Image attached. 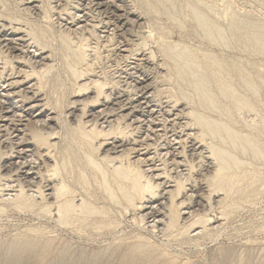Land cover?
<instances>
[{
    "label": "rangeland",
    "instance_id": "rangeland-1",
    "mask_svg": "<svg viewBox=\"0 0 264 264\" xmlns=\"http://www.w3.org/2000/svg\"><path fill=\"white\" fill-rule=\"evenodd\" d=\"M29 1H31V2H29ZM64 1L65 0H63V2ZM92 1L93 0H85V1L84 0H71V1L67 0L66 2H68V3H66V2L63 3L62 0L61 1L60 0H58V1L57 0H50V1L49 0H25L24 2H22V0H0V3H1L0 4V6H1L0 7V24L2 22V24L0 26L5 24V26L9 27L10 29L17 28L20 26L19 28L23 32H25L26 34L30 33L31 30L33 29L31 33H33L37 38L39 37L40 39H43L41 41L46 44V48L43 49V51L45 53L44 55L45 56L48 55L46 57L49 58L48 61L41 62V65H42L41 66L40 64H36L37 62L40 61L39 59L36 60V59L30 58L31 56H33V54L37 50V48L34 49L35 46H38V45H36V43H35V46L33 44L29 48H22L21 46H17L16 50L12 51L11 49L9 50V47L4 48L5 44L4 45L1 44V41H0V45H2V46H0V51L3 52V53L0 52V53H2V54H0L1 55L0 63L1 62L3 63V64L2 63L0 64V67H1L0 70L2 69L0 72V75H2L0 77L1 78V81H0V93H1L0 94V96H1L0 100L1 101H0V103L2 104V105L0 104V106H2V108L0 107V109H1L0 110V157L6 158L7 156H10L12 151H14V149L12 150L11 148L15 147V145H16L15 143L22 142V140L23 141L26 140L25 143L28 141L29 142L33 141V143L36 144L37 147L34 145L35 147H33L32 155L29 154V156H27L25 158V161H28L29 163H31V162L33 163L34 161H37L38 163H36V162L35 163L40 164L41 160L39 161L37 159H40V158L42 159V157H40V155L44 151V149H42L39 146L40 145L39 143H38L39 144L38 145L34 141L39 136L41 137L42 135L45 138H47L46 136L50 137V135L52 133L54 134V132L56 131L55 133L58 134L59 136H57L56 134L54 136L58 137V140H57V143H58L57 146L58 147L56 146L57 148L53 147L50 149L51 154L53 153L52 161H50V164L47 163V164L43 165L45 167L41 168L40 171L38 172V174H40V172L42 174V175L41 174L38 175L39 179L42 180L39 183L43 184L44 186L46 184H49V183H50V185L55 186V185H58V183L62 182V180L59 178L63 177L62 178L63 181L67 182L68 180H70L68 182H70L72 189L73 188H74V190L76 189L75 190L76 191L75 198L77 199V201L86 197V193H85L86 191L83 190V187L81 188L82 185L79 186L75 182V180H73V179H76L78 177V175H80L81 172H84L87 175H90L89 171H87L88 170L87 166H85L86 164H84L85 162H83V160L84 161L86 160L85 155L87 154L84 152L85 151L88 152V150L84 149L83 146H81V144L77 140L78 138L76 136H73L71 134L72 132L68 131L67 127L69 125L71 127H74V125H76V123L74 121L77 119L75 116L79 115V112H76L75 113L76 115L74 114L73 117H70V115H69L70 108L72 106H74L72 103L77 102V100H81V101H78V103L81 102L80 104H83V105H84V103H90V100L94 98V94H92L93 92L90 91V92H88V94H90V95H87V93H85V96H84V93L79 94L78 91L76 90L77 86L83 84L84 81L82 82V81L76 79L78 72L76 74L75 70L77 69V70L81 71V69H83L85 67V66H83L84 64H82V62H81L82 65H80V63L77 61L78 56H76V55L79 54V51H81V49L83 50V49L87 48V47H85V45L88 47L90 46V48L85 49V50H88L89 58H87V59H88V61H90V62H86V63L90 66L92 65L93 67H95L94 69L92 68V70L94 72L93 75H96V76H94V77L92 76V79H94L95 81H97L98 79H99V81H103L105 79L104 81L109 80L108 82L111 81L113 83H114V81L117 80L115 82V84L116 83L118 84V82L120 81L122 85L126 83V81L130 78V76L131 77L136 76V74H138L137 72L144 68L141 65L143 64L142 60L145 59L146 56L147 57L152 56V59L156 62V64L158 63L157 66L159 65V67H156V66L154 68L152 67V69H150L146 72L147 73L146 75L149 76V79L151 78L150 81L153 80L151 82V84L153 83L155 86L154 87L152 85V88L154 87L153 88L154 90H152V93H153L152 98L153 97L154 98L151 99V101H152V106L154 105L153 106L154 107L153 109L155 110L154 116H156V117H154L152 115H151L152 116L151 117L150 115H147V114H146V116L142 115V114H136L133 117L131 116V117L125 118V119L123 118L124 124H123L122 120H120L121 118L117 117L115 119V121L116 120L117 121L112 122V124L101 125L100 122L97 123V125H99V126L101 125V127L97 126V128L99 127L100 128V129L98 128L99 130H101V128H103L102 130L104 131V133H108L109 131H112V130H120L122 127H125L127 129L130 125L131 128L129 127L127 129L128 131L132 130V132H135V131L140 130V129H141V131H144V132H140L143 136L141 134L139 135V141L137 142L139 144L129 146L126 149V152L128 154L129 150H133V148L136 149V147H137L136 151H131L132 154L130 157H132V158L126 159V153H125V157L123 155H122L123 157H120L121 154L116 155V156H118L122 159H126V160L130 159L129 163L130 164L132 163V165H136V166L139 165V167L142 168L141 171L142 172L144 171V176H146L145 178L147 180L152 181L153 184L154 183L158 184L159 181L157 182L156 178H159L158 177L159 175H161V176L163 175L162 178H166V179H162V180H165V182H168L166 184V186L167 185L168 186L165 189V192H167V197H171L174 195L173 197H175L174 202L176 203V205H180L181 203H185V201H188L187 205H185V206L183 205L181 207V209L179 210L180 216L178 218L175 214L176 213L175 210H173V213L175 214L174 220H175L176 225H174L175 227L172 226L171 228L169 227L170 226L169 225L168 227L170 228V230H167L169 228L164 227V226L153 227L155 222L157 220L159 221V219H156L155 222H153V220H148V221L145 220L144 222L141 221V220H144V219H142V217H143V214H145V213L141 214L140 210H138V211H140V212H138L137 209L139 207H137L136 209H134V213L129 212V214H128V212H127V214H125V212H124L123 214L117 216V218H119V220L121 222L123 221L121 224V227L116 230L117 234L115 233L114 235H108V236H106L105 234L99 235L98 233L93 232L92 230H90V228L87 227V230L86 229L85 230H76L74 234L61 232V233H64L63 237L66 238V239L65 238L64 239L69 240L74 245H80V246H84L86 248L90 247L91 250H93V249L94 250H101L105 246H107V244H109V243L111 244L113 242H116V240H119V238H121L119 241L124 242L126 240L127 242H129V241L133 240V237L134 238L135 237L136 238L142 237L147 242H150V244H153L157 247H160L161 249L163 248L166 253L168 252L167 253L168 255L171 254L172 256H175L174 258H176V256H177L176 260H178V262L180 264H182V263H188V264H191V263L192 264H194V263L195 264H229L230 263V264H232L233 262L237 263L241 258H244V257H249L251 264H261V263L264 264L263 263L264 262V39H263L264 38V0H224V1L223 0H158L159 2L157 0H149V1L148 0H114L117 4L116 7L119 6L118 8L122 11L121 15H123L122 13H124V18H123L124 20H122V23H120L121 25L117 24L114 20L110 19V18L113 19L112 11L108 10L107 12L104 11V13H103V11H97L96 12L94 9L96 8V4L98 1L94 0L93 1V2H95L94 4H92L93 3ZM20 2H22V3H20ZM28 2L32 3V4H29ZM88 2L89 3L91 2L92 5L89 4ZM55 3H57V4H55ZM62 4L63 5L65 4L67 8L65 6H62ZM27 5L29 8L27 7ZM58 5H60V6H58ZM72 5H73V7H72ZM237 5H238V7H237ZM33 6L36 7V9H38V11H40L42 9L41 13L40 12L36 13L37 10H32ZM37 6H38V8H37ZM61 6H62L63 10H65L64 12L62 11L63 14H61V10H62ZM82 6L87 7V8H83ZM68 7L69 8L72 7V8L69 9ZM88 7L91 8L90 9L91 11L88 10ZM25 8H27V9H25ZM60 8H61V10H60ZM43 9H44V11H43ZM77 9H79V10H77ZM164 9H165V11H164ZM28 10L29 11L31 10V12H29ZM153 10H154V12H153ZM87 11L90 15L85 14V13H87ZM70 12H71V14H68ZM135 12H136V16L138 14V17L141 16L143 18L142 19L140 17L141 23L136 22L134 17H132V15L135 14ZM168 12H169V14H168ZM188 12H190V13H188ZM43 13H47V14H43ZM97 13H98V15H97ZM58 14L60 16H58ZM109 14H110V16H109ZM81 15L85 16V18H82ZM42 16H44V17H42ZM167 16H168V18H167ZM59 17H62V18H59ZM75 17H78V18H75ZM80 17L83 21L82 23L78 22V20L79 21L81 20ZM69 18H71L72 20L74 18L75 21L73 20L74 21L73 22ZM175 19L177 20V22L175 21ZM198 19H199V21H198ZM99 20L101 22H99ZM201 20H203V21H201ZM237 20H238V23H237ZM105 21H107L106 22L107 24H105V26H104L103 24L105 23ZM8 23L11 26H7ZM70 24L71 25L73 24V25L69 26ZM96 24H98V25H96ZM133 24L136 26H134ZM234 24H236L237 26ZM246 24H248V25L245 26ZM16 25H17V27H16ZM107 25H109V26H107ZM64 26H66V27H64ZM120 26H122V28ZM177 26L180 28L178 29ZM91 27H92V29L94 27L93 31L95 32V34L93 33L94 35L92 37H97L99 42H96L97 39L89 37L92 35V32H93ZM69 29H71V30H69ZM79 29H80V31H79ZM106 29H108V30H106ZM114 29L115 30L118 29V31L116 30L114 32ZM163 29H164V31H163ZM181 29H182V31H181ZM104 30H106V31H104ZM89 31H90V33H89ZM234 31H236V32H234ZM123 32H125L126 34L124 33L125 34L124 35ZM118 33H119V35H118ZM236 33H238V34H236ZM9 34H12V33H9ZM63 34L67 35L68 37L65 36L66 37L65 38L63 36ZM68 34H70V35H68ZM113 34H115V35H113ZM81 35H84V36L81 37ZM62 36L64 37L65 41H63V38H61ZM105 36L107 39L105 38ZM111 36L114 37L113 38L114 40L111 38ZM239 36H241V37H239ZM256 36H257V39H256ZM79 37H80V39H79ZM120 37H122V40ZM237 37H239V38H237ZM244 37H246V38L244 39ZM248 37H250V39ZM5 38H7V39L8 38L9 39L15 38L16 39V37H10V36L5 37ZM5 38H3V39H5ZM82 38H84V39L82 40ZM109 38H111V39H109ZM251 39L254 40V42ZM0 40H1V38H0ZM68 40H69V42H68ZM110 40H112L113 42H111ZM83 41L85 42V43H83L84 47L81 46ZM104 41L106 42V44ZM114 41H116V42L114 43ZM78 43H81V44L79 45ZM88 43L90 45H88ZM97 43L98 44L100 43V44L97 45ZM110 43H111V45L109 46ZM177 43L179 45H177ZM107 44H108V46H107ZM163 44L164 45L168 44L170 46L175 45L174 47L176 50L181 49L180 51L183 52V54H185L183 59H185V58L186 59L184 61H186L187 64H189V62L193 61V59H194V62L191 63L193 65L191 66V64H190L188 66L187 64H185L189 68V69L188 68L185 69L186 66L182 62L183 61V59H182L181 61H179V65L181 64L186 71L184 69L181 71V68H183V67L180 68L179 65H177L178 62L176 60H175L176 61L175 62L173 59H171L170 56H168V54L166 55V51H164V52L162 51L163 48L166 50V45L164 47ZM101 45L103 47L104 46H107V47L103 48ZM176 46H177V48H176ZM1 47H2V49H1ZM68 47H69V49H68ZM94 47L98 48V49H96V51H95V50H93V49H95ZM114 47H116V48H114ZM184 47H185V49H184ZM20 48H21V50H20ZM38 48L42 49V47H39V46H38ZM112 48H114V49H112ZM89 49H91V51L92 50L93 51L89 52ZM109 49L111 52L108 51ZM111 49L114 50V52ZM182 49H184L186 52L184 53V51ZM6 51H7L8 57L6 56ZM77 51H78V53H77ZM150 51H151V53H150ZM161 51H162V53H161ZM180 51H178V52L180 53ZM67 52L69 53V55L66 54ZM72 52H74L73 53L74 55L72 54ZM93 52H94V54L90 55V53H93ZM99 52H101V53H99ZM188 52H189V54H188ZM24 53H27V54H25L27 56H25ZM97 53L100 54V56L98 58H96ZM142 53H145V54H142ZM148 53H150L151 56H150V54L148 56ZM190 54H192V55H190ZM15 55H17L20 58L17 59V56H15ZM101 55H102L103 59L100 58ZM10 56L13 59L16 58V61H13V59H11ZM28 56H29V58H28ZM2 57H3V59L5 58L6 60L11 61L12 65L15 66L17 69L13 66H10V68H9L8 65H7V67H5V65H6L5 61L6 60L4 59L5 61H2L3 60ZM119 57L121 60L119 59ZM196 57H197V59H196ZM91 58H92V60H91ZM206 58L207 59L209 58L211 60L210 62L214 64L213 66L211 64L212 70H210V71H213V69H214L213 73L208 71V73L210 75L207 73V71H205L206 65L207 64L209 65V63H208L209 59L207 60ZM20 59H22L21 60L22 62L26 59L30 63L28 62L29 63L28 64L27 61L25 60L26 66H25L24 62H23V66H22V63L18 62V61H20ZM95 59H96V61H95ZM97 59H100V60H97ZM137 59H139V62H137L138 61ZM167 59L172 60V62L168 61ZM34 60L36 61V63ZM93 61H95V62H93ZM195 61H196V63H195ZM221 61H222V63H221ZM75 62H78V63H75ZM92 62H93V64L94 63H97V64L93 65ZM45 63L48 65H46ZM52 63H54V64H52ZM89 63H91V64H89ZM194 63H195V65H194ZM31 64H32V71L33 72L38 73V69L39 68H40V70L42 69L41 71L39 70L41 72V75L38 73L39 74L38 77L33 76L34 79L31 77L32 81L30 78L29 79L26 78L27 74L32 73L31 68H30ZM27 65H30V66H27ZM198 65H200V66H198ZM215 65H217V66H215ZM220 65H221V67H220ZM132 66H134L135 69H133L134 67L132 68ZM174 66L178 67V69H180L181 72L179 70L177 71L176 67H174ZM28 67L30 69H28ZM70 67H71L72 71L70 70ZM4 68H6L7 70L5 69L6 70L5 71ZM11 68H14L15 72H12L13 70H11ZM156 68H157V70H156ZM204 68H205V70H204ZM22 69H23V71H21ZM126 69H128V70L126 71ZM217 69H218V71H217ZM10 70L12 73L10 72ZM99 70H100V72H99ZM16 71H18V72L16 73ZM25 71H26V73L27 72L28 73L26 74ZM45 71H47V72H45ZM173 71H175V72H173ZM188 71H190V72H188ZM19 72L20 73L23 72V74L25 73L26 75L25 74L23 75L22 73H21L22 74L21 75V74H19ZM73 72L75 73L76 76H74ZM194 72H195V74H194ZM46 73H47V75H46ZM191 73L194 74L195 78L199 77L200 75L201 76L199 78H203V77L205 78V76H207L205 78V80H203L205 83L201 82L202 80L200 79L201 83L198 82L200 84V85H198V83L196 82V80H198V78L193 79L194 83H192V81L190 79H192L194 76L193 75L191 76ZM221 73H223V74H221ZM15 74L17 76H15ZM177 74H180V75L176 76ZM206 74H208V75H206ZM219 74L221 75V77ZM91 75H92V73H91ZM101 75H102V77H99V78L97 77V76H101ZM202 75H204V76H202ZM22 76H24V77H22ZM39 76H40V78H39ZM44 76L46 78L45 81H44V79H45ZM72 76H74V77H72ZM214 76H215V79H214ZM246 76H247L248 80L246 79ZM2 77H3V79H2ZM8 77H9V79H8ZM13 77H15L16 79ZM190 77H192V78H190ZM23 78L24 79L26 78V80H28L30 82V84L27 81V84H23V86L22 85H18V86L16 85L14 87V86L9 85L15 80L16 81L24 80ZM37 78H38V80H37ZM73 78H75L76 80ZM39 79H41V81ZM206 79H207V81H206ZM221 79L223 80V82L221 81ZM208 80H209V82H208ZM10 81H12V82L10 83ZM190 81H191V83H189ZM39 82L41 85L38 84ZM214 83H216V84H214ZM217 83L220 85H217ZM221 83H223V84L221 85ZM36 84H38V86ZM33 85L36 86L35 88H37V89L39 87L42 99L45 100V102H44L45 107L48 108V110H47L48 113H45L44 116H42L43 118L42 117L39 119L37 118L36 120H35V118H31V116L30 117L28 116L29 114L27 112L26 107L21 106L23 104V102H25V100L29 99L30 95H32V93H31L32 91L28 90V86L30 87ZM207 85L209 86V89L207 88ZM8 86H10L12 88L10 89V87H8ZM200 86H201L202 90H206L205 92H203V91L202 92L204 94H206L208 97L207 96L204 97V94H202V92H199V91H201V89H199V91L197 90V88L198 87L200 88ZM203 87H204V89H203ZM218 87L220 89L223 88V90L225 88L224 93L228 96H226V95H225L226 97L223 96L224 95V93L222 92L223 90H219ZM20 89H21V91H20ZM4 90H5V92H4ZM6 90H8V91H6ZM16 91H18V92H16ZM19 91L22 94V96L19 93ZM26 91L28 92V94ZM6 92L8 93L7 95H5ZM15 92H16V94H15ZM206 92H208L209 94ZM220 92H221V94L222 93L223 94L221 95ZM25 93H26V96H25ZM23 94H24V97H26L24 99H23ZM157 94H158V96H157ZM2 95H4V96H2ZM210 95H212L213 97ZM5 96H7V97H5ZM90 96H93V97H90ZM171 96H173V97H171ZM9 97H11V98H9ZM19 97L22 99L20 100ZM86 97L90 98V99L88 100ZM171 98H173V99H171ZM175 98L177 101L180 100L181 103H179L178 106L182 107L181 109H184L185 112L191 113V109L193 110L195 108L192 112L197 113V115L200 114L201 116H203L204 122H202L200 120L201 123H199V125H198V122L194 123V120L192 121L193 118L191 116H189L191 118V120L189 119V117L187 118V116L189 115L188 113H186L185 116L184 117L182 116L181 118H175L173 115H171L169 113L168 109H166L165 107H167L166 106L167 103H168V105H170L172 107L175 103L174 101H176V100H174ZM202 98H203V101H204V99H206L208 102L209 101L210 102L208 103L206 101L204 103L202 101ZM222 98L224 100L225 99L226 100L224 101ZM235 98H236V101H234ZM169 99L172 100V103H171V100L169 101L170 103L167 102ZM197 100H198V102H197ZM213 100H214V102H213ZM158 101H159V103H158ZM200 101H201V104H200ZM230 101H232L233 103L229 104ZM20 102H21V104H20ZM165 102H167V103H165ZM202 102L205 104L204 106H203ZM224 102L226 105L227 104L228 105L227 106L225 105L223 107ZM237 102H238V104H237ZM243 102H244V104H243ZM156 103H157V105H156ZM206 103L208 104V106H209V104L211 105V103H213L212 105L214 106V109L209 108V107H213V106L211 105L208 107ZM71 104H72V106H71ZM232 104H234V105H232ZM239 104H240V106H239ZM241 104H242V106H241ZM218 105H220V106H218ZM244 105L250 106V109H249V107H245ZM234 106L236 107V109L234 108ZM79 107H82V106L80 105ZM226 107H227L229 112L227 111ZM15 108H17L19 110L15 109ZM20 108H21V110H20ZM66 108L69 110H66ZM224 108L226 109V112H225ZM243 108H245V109H243ZM8 109L10 110L11 113L9 112ZM25 109H26V111H25ZM163 110H164V112H163ZM211 110H213L215 112H213V111L211 112ZM161 113H163V114H161ZM168 114H170L173 117H171ZM210 114H212V115H210ZM8 115H9V117H8ZM158 115H159V117H157ZM167 115H168V117H167ZM226 115H227V117H226ZM15 117H16V119H15ZM20 117H23L22 120ZM205 117L209 120H207ZM11 118L12 119L14 118L15 121H13ZM74 118H76V119H74ZM151 118H153V119H151ZM157 118H158V120H157ZM184 118H187L188 120L184 119ZM204 118L206 119V121H209V122H212V121L217 122L216 124H218V126L214 127V126H216V124L213 122H212V124H214V125H212L211 123H208V122H206V123H208L209 125L208 124L205 125L204 124L205 123ZM3 119H4V121L2 122ZM25 119H27V120H25ZM49 119H51V120H49ZM89 119H91L92 123L95 120L93 117H91ZM143 119H144V121H143ZM55 120H57V121H55ZM183 120L185 123L183 122ZM9 121H10V125H8ZM18 121H23V122L21 123ZM149 121L151 122L150 123L151 125L149 123H147ZM189 121H190L191 125H192V123H194L193 124L194 127H193V125L191 126L189 124ZM35 122H36V124H35ZM46 122H47V124H46ZM129 122H130V124H129ZM133 122H135V123L132 124ZM162 122H164V123H162ZM13 123L20 126V127H18L19 128L18 132H13L10 129L11 125ZM43 123H44V125L45 124L46 125H45L44 129H41V127L43 126ZM139 123H141V124H139ZM160 123H162V124H160ZM166 123H168V124H166ZM174 123L176 125H174ZM115 124L117 126H115ZM125 124H126V126H125ZM142 124H144V125L142 126ZM5 125L10 127V128L6 127ZM57 125H58V127H57ZM162 125H165L166 127L162 126ZM179 125H180V127H179ZM138 126L140 127V129ZM181 126H183V127H181ZM186 126L188 128H186ZM209 126H211V127H209ZM38 127H39V129H38ZM65 127L67 128V130ZM147 127L149 128L150 131L149 130L147 131V129H148ZM155 127L157 130L155 129ZM159 127H161V129ZM169 127H170V129H168ZM219 127H220V129H217ZM46 128H48L47 131L45 130ZM215 128H216L215 131H217V134H215L216 132L214 130H212ZM31 129H33V130H31ZM37 129H38V131H37ZM123 129L124 128H122L121 130H123ZM164 129H166V130H164ZM167 129H168V131H167ZM189 129H190V131H189ZM6 130H8V132ZM50 130H51V132H50ZM209 130H212V132ZM5 131L7 132V134L9 133L8 137H7V134L5 133ZM32 131L34 134L32 133ZM36 131H37V135H38L37 138H35V136L34 137L32 136V134L35 135ZM176 131H177V133H175ZM202 131H204V133ZM69 132H70V134H69ZM219 132H221V133H219ZM38 133H40L42 135H40ZM46 133H48V134L51 133V134L48 135ZM181 133H182V135H181ZM148 134H150V135H148ZM169 134L170 135L173 134V135L170 136ZM11 135H12V137H11ZM162 135L165 138L168 137V135H169L168 138L171 141L168 138L165 139ZM176 135H178V136L180 135L179 138ZM43 136L41 138H44ZM54 136H51V137L53 138ZM111 136H113V135H110L109 137H111ZM185 136H186V139H185ZM195 136H196V138H195ZM30 137L31 138L33 137V139H35V140H32ZM105 138L106 137L102 138V140L103 139L106 140ZM192 138H194V140L200 139L199 141L202 142V145L204 144L203 149H202V152H203L202 154L204 157L201 154L200 157L196 156V158H195V156H191L187 152V146L186 145H188V140L191 141ZM248 138L251 139V141H253V143H254L253 147H251L250 144H248V141H247ZM156 139H157V141H156ZM167 139H168V141H167ZM159 140H161V141H159ZM172 140H173V142H172ZM5 141H7V142H5ZM140 141H143V143ZM77 142L79 143V145H76ZM108 142H111V140H108ZM158 142H160V143H158ZM183 142H185V143L187 142V143L184 144ZM53 143H56V140ZM140 143H141V145H140ZM167 143L169 145L170 144L171 145L169 146ZM182 143H183L182 146L183 147L185 146L186 149L181 147ZM166 144H167V146H166ZM147 145H148V147H147ZM153 145H155V146H153ZM162 145L165 147H163ZM142 146L144 148H142ZM149 147L151 148V150L149 149ZM79 148H81L84 151L82 152V150ZM147 148H148V150H144ZM171 148L173 150H171ZM181 148H183V150ZM38 149H40V151ZM175 149H177V150H175ZM184 149H185V153L187 156L186 155L184 156V154H181L184 152ZM139 150H142V151H139ZM63 151L66 152V154L69 153V155H71L72 158L76 159V161H73L74 164L72 163L70 165H66V171L65 170H63L61 172L59 171L60 174L55 175V172H52L53 170L51 171L50 168H52L51 166L54 164V162H58L60 164V163H62L61 160L63 159V157L64 156L67 157L68 154L65 155V153ZM148 151H150V152L148 153ZM168 151H170V152H168ZM219 152H220V154H219L220 157L218 155ZM2 153H4V154L2 155ZM59 153H64V155L61 154L60 155L61 157H60V156H58ZM176 153H178V154H176ZM34 154H35V156H34ZM134 155H136V156H134ZM75 156H76V158H75ZM79 156H80V158H79ZM66 157H64V159ZM208 157H209V159H207ZM59 158H62V159H59ZM77 158H78V160H77ZM158 160L161 162H159ZM221 161H223L222 164H221ZM81 163H83V165ZM140 163H141V165H140ZM72 165H74V167ZM46 167H48V169ZM78 167H80V168H78ZM222 168L224 171L222 170ZM78 169L80 170V173H79V171H77ZM217 169H219V170H217ZM47 170L48 171L50 170V171L48 172ZM154 170H157V171H154ZM218 171H219V174H218ZM225 171H226V173H225ZM189 172L191 175L189 174ZM222 172H224L225 174ZM53 173H54V176L52 175ZM0 174H1L0 176L2 177V176H4L3 174H5V173L0 171ZM214 174H216V175L213 177ZM64 175L67 176L68 178L65 177ZM218 175H220V176H218ZM224 175H226L225 177L227 178V180H225L226 178L223 179ZM43 176H47V177H43ZM54 177H55V179H54ZM215 177H217V178H215ZM171 178H173V179H171ZM49 179L50 180L52 179V180L50 181ZM56 179H59V180H56ZM167 179L169 181H167ZM185 179H186V181H185ZM2 180H0V183H1L0 184L1 185L0 186V197L1 196L3 198L7 197L8 199H6V198L3 199L4 201H6V204L3 205V203H5V202L2 200V197L0 198V207H2V209H3V211L0 212L2 215V216L0 215V243H2V244H7V242L11 243V240L14 241L15 239L19 238V235L21 237V234H23L24 231H25V233L23 235L25 236L27 230L30 229L29 227H32V226H34V228L39 227L41 229L47 228L46 230H49V232L51 229V232L55 231L53 233V235H58L59 230L57 229L58 226H57V222L55 220L56 219L55 207L54 208L52 207V209H50L48 207V206H50L49 202L45 201L43 203V201L36 198L35 199L36 200L35 205H37L36 208H34L32 210L25 211V212H19L13 206H10L9 202H7L8 200H10V197L12 198V194H14L12 191L10 193V191H9L10 188L12 190L13 187L17 186L16 185L17 183L13 182V181H10V183H9L10 179L9 180L8 179L7 180L2 179ZM60 180H61V182H60ZM208 180H209V182H208ZM181 181H182V184H181ZM216 181H218V182L216 183ZM222 181L224 183L226 182L225 186H223V185L221 186V184H224ZM210 182H211V184H210ZM213 182H214V186H213ZM160 183H161V181H160ZM227 183H228V185H227ZM5 184H7L6 189L8 191H2L1 190V189H4ZM8 184L13 185V186L10 187V185H8ZM2 185H3V187H2ZM38 185H40V184H38ZM43 185H41V187L40 186H38V187L40 189H42L41 191L43 193H45L44 188H42ZM59 185H58V187L56 186L57 188L54 191L55 193L57 191L60 192L59 190H57V189H60ZM90 186H91L93 192L99 193L100 195H103V192L98 191L97 187H94V186H97V184L95 185V184L91 183ZM222 187L223 188L229 187L230 189L228 188L229 190L228 189L225 190V188H224V191H225L224 192V191H222L223 190ZM52 189H53V187H52ZM34 190L35 189H33V191ZM172 191H173V194L170 196V194H171L170 192H172ZM209 191H211V192L209 193ZM93 192H91V193H93ZM159 192H161V191H159ZM91 193H88L87 195H89ZM3 194L4 195L6 194V196L4 197ZM46 194H48V193L46 192ZM161 194H163V192ZM208 194H210V195H208ZM28 195L32 196V195H37V194L35 192L33 193L32 191H30L27 193V196ZM197 195H199L205 199V200L202 199V201L200 200V205H195V203H194V201H196ZM37 196H39V195H37ZM178 196H180V197H178ZM176 197L178 198L177 200H176ZM92 199H93V202H96V203L98 202L97 204H95V206H98V207H101V205L106 206V203L102 199L101 200L100 199L94 200V198H92ZM48 203H49V205H47ZM177 203H179V204H177ZM190 203H192V206H190ZM157 204H155V206ZM157 206H159V205H157ZM198 206H200V207H198ZM168 207L169 206H167V205L164 206V208H166V209L165 210L163 209V216L160 219L165 220L170 215L171 209H169ZM50 210H51V212L48 214L47 212H49ZM51 213H53V214H51ZM166 213H168V214H166ZM132 215L134 217H132ZM139 215H141V216H139ZM165 215H166V218H165ZM223 216H225V217H223ZM121 218H122V220H121ZM131 218L134 220L132 221ZM200 219H201V222H200ZM204 221H205L206 225L203 224ZM196 222H200L201 224L197 223L196 225H194V229L191 228L192 227L191 225H193V223H196ZM202 224H203V226H202ZM48 228H50V229H48ZM204 228L206 230H204ZM164 230H167V231H164ZM184 231L187 233H185ZM15 232L17 235L13 234ZM82 233L84 234L83 236H82ZM128 234H129V236H128ZM23 235H22V237H23ZM53 235L51 233V236H53ZM122 238H123V240H122ZM231 253H233V254H231ZM239 254L241 255V257L239 256ZM226 260H227V262H226ZM113 261L114 260H112L110 263L113 264L115 262V261L114 262ZM31 263L32 262H29V264H31ZM35 263H37V262H35ZM35 263H33V264H35ZM23 264H28V262H24ZM114 264H116V263H114Z\"/></svg>",
    "mask_w": 264,
    "mask_h": 264
},
{
    "label": "bare ground",
    "instance_id": "bare-ground-1",
    "mask_svg": "<svg viewBox=\"0 0 264 264\" xmlns=\"http://www.w3.org/2000/svg\"><path fill=\"white\" fill-rule=\"evenodd\" d=\"M25 0H22V2H24ZM50 1V0H49ZM58 1V0H57ZM61 1V0H60ZM67 0H65L64 2H66ZM71 1V0H70ZM85 1V0H84ZM94 1V0H93ZM92 1V2H93ZM98 2H97V4H96V8L94 9L96 12L97 11H103V13H104V11L105 12H107L108 10H110V11H112V15H113V19L112 18H110L111 20H114L117 24H120V23H122V20H124L123 18H124V13H122L123 15H121V10L118 8L119 6H117L116 7V2L114 1V0H97ZM149 1V0H148ZM158 1V0H157ZM224 1V0H223ZM22 2H20V3H22ZM29 2H31V1H29ZM28 2V3H29ZM34 2V1H33ZM62 2H63V0H62ZM63 2V3H64ZM159 2V1H158ZM171 2V1H170ZM173 2V1H172ZM226 2V1H225ZM224 2V3H225ZM4 3V2H3ZM7 3V2H6ZM17 3V2H16ZM27 3V2H26ZM66 3H68V2H66ZM65 3V4H66ZM89 3V2H88ZM95 2H93L92 4H94ZM145 3V2H144ZM230 3V2H229ZM233 3V2H232ZM1 4V3H0ZM5 4V3H4ZM29 4H32V3H29ZM55 4H57V3H55ZM59 4V3H58ZM63 5L62 4V6H65L66 7V5ZM89 4H91V2L89 3ZM91 4V5H92ZM119 4V3H118ZM172 4V3H171ZM237 4V3H236ZM35 5V4H34ZM159 5V4H158ZM169 5V4H168ZM232 5V4H231ZM235 5V4H234ZM32 6V5H31ZM36 6V5H35ZM58 6H60V5H58ZM57 6V7H58ZM62 6H61V8H62ZM156 6V5H155ZM167 6V5H166ZM224 6V5H223ZM1 7V6H0ZM5 7V6H4ZM27 7H28V5H27ZM44 7V6H43ZM64 7V8H65ZM72 7H73V5H72ZM71 7V8H72ZM83 7V6H82ZM148 7V6H147ZM237 7H238V5H237ZM29 8V7H28ZM33 9L32 10H37V12L36 13H38V12H40L41 13V10L40 11H38V9H36V7H32ZM37 8H38V6H37ZM51 8V7H50ZM54 8V7H53ZM59 8V7H58ZM61 8H60V10H61ZM67 8V7H66ZM65 8V9H66ZM69 8V7H68ZM71 8H69V9H71ZM81 8V7H80ZM83 8H87V7H83ZM121 8V7H120ZM156 8V7H155ZM163 8V7H162ZM169 8V7H168ZM25 9H27V8H25ZM47 9V8H46ZM49 9V8H48ZM68 9V10H69ZM91 8H89L88 7V10H90ZM24 10V9H23ZM59 10V9H58ZM77 10H79V9H77ZM76 10V11H77ZM87 10V9H86ZM93 10V11H94ZM156 10V9H155ZM167 10V9H166ZM19 11V10H18ZM29 11V10H28ZM43 11H44V9H43ZM53 11V10H52ZM62 11L64 12L65 10H63V8H62V10H61V14H63L62 13ZM71 11V10H70ZM91 11V10H90ZM89 11V12H90ZM125 11V10H124ZM144 11V10H143ZM147 11V10H146ZM158 11V10H157ZM164 11H165V9H164ZM27 12V11H26ZM29 12H31V10L29 11ZM28 12V13H29ZM46 12V11H45ZM59 12V11H58ZM80 12V11H79ZM82 12V11H81ZM153 12H154V10H153ZM39 13V14H40ZM60 13V12H59ZM84 13V12H83ZM101 13V12H100ZM99 13V14H100ZM128 13V12H127ZM173 13V12H172ZM181 13V12H180ZM188 13H190V12H188ZM43 14H47V13H43ZM68 14H71V12L70 13H68ZM85 14H88V15H90L89 13H88V11H87V13H85ZM92 14V13H91ZM94 14V13H93ZM108 14V13H107ZM156 14V13H155ZM168 14H169V12H168ZM171 14V13H170ZM175 14V13H174ZM193 14V13H192ZM65 15V14H64ZM76 15V14H75ZM78 15V14H77ZM87 15V16H88ZM97 15H98V13H97ZM101 15V14H100ZM111 15V16H112ZM172 15V14H171ZM190 15V14H189ZM188 15V16H189ZM58 16H60L59 14H58ZM82 16V15H81ZM106 16V15H105ZM109 16H110V14H109ZM156 16V15H155ZM161 16V15H160ZM177 16V15H176ZM183 16V15H182ZM181 16V17H182ZM192 16V15H191ZM196 16V15H195ZM42 17H44V16H42ZM54 17V16H53ZM52 17V18H53ZM67 17V16H66ZM132 17H134V19H135V21L136 22H138V23H141L140 21H141V19H140V17H138V14H137V16H136V12H135V14H133L132 15ZM166 17V16H165ZM194 17V16H193ZM33 18V17H32ZM38 18V17H37ZM59 18H62V17H59ZM75 18H78V17H75ZM82 18H85V16H82ZM88 18V17H87ZM101 18V17H100ZM104 18V17H103ZM129 18V17H128ZM142 18V17H141ZM167 18H168V16H167ZM170 18V17H169ZM192 18V17H191ZM233 18V17H232ZM2 19V18H1ZM5 19V18H4ZM11 19V18H10ZM69 19H71V18H69ZM80 19H81V17H80ZM109 19V18H108ZM143 19V18H142ZM155 19V18H154ZM197 19V18H196ZM195 19V20H196ZM13 20V19H12ZM73 20H74V18H73ZM72 19H71V21H73ZM85 20V19H84ZM127 20V19H126ZM158 20V19H157ZM168 20V19H167ZM186 20V19H185ZM8 21V20H7ZM54 21V20H53ZM69 21V20H68ZM75 21V20H74ZM73 21V22H74ZM134 21V22H135ZM171 21V20H170ZM174 21V20H173ZM175 21L177 22V20L175 19ZM198 21H199V19H198ZM201 21H203V20H201ZM233 21V20H232ZM6 22V21H5ZM21 22V21H20ZM78 22L79 23H82L83 21H82V19L79 21L78 20ZM77 22V23H78ZM85 22V21H84ZM88 22V21H87ZM94 22V21H93ZM99 22H101L100 20H99ZM107 21H105V23L103 24L104 26H105V24H107L106 23ZM114 22V23H115ZM128 22V21H127ZM179 22V21H178ZM194 22V21H193ZM192 22V23H193ZM206 22V21H205ZM240 22V21H239ZM30 23V22H29ZM28 23V24H29ZM36 23V22H35ZM47 23V22H46ZM71 23V22H70ZM112 23V22H111ZM146 23V22H145ZM172 23V22H171ZM180 23V22H179ZM188 23V22H187ZM235 23V22H234ZM237 23H238V20H237ZM244 23V22H243ZM247 23V22H246ZM252 23V22H251ZM1 24H2V22H1ZM0 24V25H1ZM11 24V23H10ZM31 24V23H30ZM60 24V23H59ZM74 24V23H73ZM72 24V25H73ZM99 24V23H98ZM98 24H96V25H98ZM132 24V23H131ZM143 24V23H142ZM177 24V23H176ZM196 24V23H195ZM199 24V23H198ZM202 24V23H201ZM207 24V23H206ZM205 24V25H206ZM241 24V23H240ZM254 24V23H253ZM13 25V24H12ZM26 25V24H25ZM58 25V24H57ZM71 24L69 25V26H72ZM121 25V24H120ZM124 25V24H123ZM134 25V24H133ZM169 25V24H168ZM200 25V24H199ZM209 25V24H208ZM234 25H236V24H234ZM239 25V24H238ZM248 24H246L245 26H247ZM251 25V24H250ZM7 26H11V25H9V23H8V25ZM14 26V25H13ZM83 26V25H82ZM85 26V25H84ZM107 26H109V25H107ZM134 26H136V25H134ZM141 26V25H140ZM143 26V25H142ZM170 26V25H169ZM180 26V25H179ZM182 26V25H181ZM237 26V25H236ZM243 26V25H242ZM15 27V26H14ZM16 27H17V25H16ZM20 27V26H19ZM19 27H17V28H12V29H10L9 27H6L5 26V24L4 25H2V26H0V38H1V44H5L4 45V48L5 47H9V50L11 49L12 51H14V50H16V48H17V46H21L22 48H29V47H31V45H33L34 44V46H35V43H36V45H38L39 47H42V49H39L38 48V46H35V48L34 49H36L37 48V50L35 51V53L33 54V56H31L30 58L32 59H36V60H40L39 62H37L36 63V61H35V63L36 64H40L41 65V62H44V61H48V57H46V56H48V55H44L45 53H44V51H43V49H45L46 48V44L45 43H43L41 40H43V39H40L39 37L37 38L33 33H31L32 32V30H31V32L30 33H28V34H26L25 32H23ZM64 27H66V26H64ZM75 27V26H74ZM77 27V26H76ZM81 27V26H80ZM99 27V26H98ZM116 27V26H115ZM121 28H122V26H120ZM150 27V26H149ZM178 27V26H177ZM201 27V26H200ZM241 27V26H240ZM19 28V29H18ZM70 28V27H69ZM87 28V27H86ZM107 28V27H106ZM120 28V29H121ZM160 28V27H159ZM176 28V27H175ZM180 27H178V29H179ZM199 28V27H198ZM206 28V27H205ZM236 28V27H235ZM238 28V27H237ZM244 28V27H243ZM81 29V28H80ZM80 29H79V31H80ZM84 29V28H83ZM90 29V28H89ZM88 29V30H89ZM91 29H92V27H91ZM125 29V28H124ZM127 29V28H126ZM191 29V28H190ZM209 29V28H208ZM234 29V28H233ZM257 29V28H256ZM69 30H71V29H69ZM94 30V27H93V29H92V31ZM106 30H108V29H106ZM106 30H104V31H106ZM117 31H118V29H116ZM115 29H114V32L116 31ZM130 30V29H129ZM185 30V29H184ZM207 30V29H206ZM241 30V29H240ZM11 31V32H10ZM62 31V30H61ZM77 31V30H76ZM75 31V32H76ZM113 31V30H112ZM127 31V30H126ZM162 31V30H161ZM163 31H164V29H163ZM181 31H182V29H181ZM198 31V30H197ZM29 32V31H28ZM39 32V31H38ZM46 32V31H45ZM70 32V31H69ZM72 32V31H71ZM154 32V31H153ZM152 32V33H153ZM169 32V31H168ZM208 32V31H207ZM234 32H236V31H234ZM242 32V31H241ZM9 33H12V34H9ZM64 33V32H63ZM89 33H90V31H89ZM95 34V32L93 31L92 32V35L91 36H89V37H91V38H95V39H97V37H92L94 34ZM125 32H123V34H124ZM132 33V32H131ZM145 33V32H144ZM151 33V34H152ZM165 33V32H164ZM180 33V32H179ZM195 33V32H194ZM39 34V33H38ZM66 34V33H65ZM77 34V33H76ZM82 34V33H81ZM126 34V33H125ZM124 34V35H125ZM128 34V33H127ZM236 34H238V33H236ZM240 34V33H239ZM68 35H70V34H68ZM111 35V34H110ZM109 35V36H110ZM113 35H115V34H113ZM118 35H119V33H118ZM16 37V39L15 38H13V39H7V38H5V37ZM63 36L65 37V36H67V35H64L63 34ZM61 37V38H63V41H65V39H64V37ZM74 36V35H73ZM72 36V37H73ZM82 36H84V35H81V37ZM121 36V35H120ZM132 36V35H131ZM139 36V35H138ZM68 37V36H67ZM239 37H241V36H239ZM239 37H237V38H239ZM243 37V36H242ZM3 38H5V39H3ZM66 38V37H65ZM77 38V37H76ZM100 38V37H99ZM102 38V37H101ZM105 38H106V36H105ZM111 38L113 39L114 37H112L111 36ZM111 38H109V39H111ZM121 38V40H122V37H120ZM157 38V37H156ZM167 38V37H166ZM236 38V39H237ZM246 37H244V39H245ZM249 39H250V37H248ZM253 38V37H252ZM255 38V37H254ZM259 38V37H258ZM70 39V38H69ZM79 39H80V37H79ZM84 38H82V40H83ZM104 39V38H103ZM107 39V38H106ZM118 39V38H117ZM149 39V38H148ZM256 39H257V36H256ZM264 39V38H263ZM262 39V40H263ZM71 40V39H70ZM78 40V39H77ZM88 40V39H87ZM114 40V39H113ZM158 40V39H157ZM231 40V39H230ZM233 40V39H232ZM252 40V39H251ZM72 41V40H71ZM86 41V40H85ZM103 41V40H102ZM107 41V40H106ZM111 42H113L112 40H110ZM120 41V40H119ZM118 41V42H119ZM236 41V40H235ZM242 41V40H241ZM244 41V40H243ZM246 41V40H245ZM253 42H254V40H252ZM258 41V40H257ZM68 42H69V40H68ZM87 42V41H86ZM96 42H99V40L97 39V41ZM101 42V41H100ZM105 42V41H104ZM116 41H114V43H115ZM124 42V41H123ZM126 42V41H125ZM159 42V41H158ZM256 42V41H255ZM260 42V41H259ZM258 42V43H259ZM65 43V42H64ZM67 43V42H66ZM76 43V42H75ZM83 43H85L84 41L82 42V45L81 46H83L84 47V45H83ZM109 43V42H108ZM134 43V42H133ZM169 43V42H168ZM230 43V42H229ZM228 43V44H229ZM69 44V43H68ZM79 45L81 44V43H78ZM87 44V43H86ZM100 44V43H99ZM98 43H97V45H99ZM102 44V43H101ZM104 44V43H103ZM105 44H106V42H105ZM104 44V45H105ZM117 44V43H116ZM119 44V43H118ZM144 44V43H143ZM67 45V44H66ZM70 45V44H69ZM77 45V44H76ZM88 45H90L89 43H88ZM111 45V43L109 44V46ZM114 45V44H113ZM166 45V50L163 48V52L164 51H166V55L168 54V56H170L171 57V59H173L174 61L176 60L177 62H178V64L177 65H179V61H181L182 59H183V57L185 56V54H183V52H181L179 49L178 50H176L175 49V45L174 46H170V45H168V44H165ZM165 45L163 44V46L165 47ZM168 45V46H167ZM177 45H179L178 43H177ZM0 46H2V45H0ZM16 46V47H15ZM33 46V47H34ZM80 46V47H81ZM102 46V45H101ZM107 46H108V44H107ZM107 46H102L103 48H105V47H107ZM122 46V45H121ZM129 46V45H128ZM133 46V45H132ZM140 46V45H139ZM162 46V45H161ZM71 47V46H70ZM76 47V46H75ZM85 47H87V48H85V49H88V48H90V46L88 47V46H86L85 45ZM112 47V46H111ZM19 48V47H18ZM73 48V47H72ZM78 48V47H77ZM95 48V47H94ZM110 48V47H109ZM114 48H116V47H114ZM114 48H112V49H114ZM119 48V47H118ZM159 48V47H158ZM176 48H177V46H176ZM181 48V47H180ZM1 49H2V47H1ZM48 49V48H47ZM68 49H69V47H68ZM76 49V48H75ZM85 49H81V51H79V54L78 55H76V56H78L77 58H78V62L80 63V65H82V64H84L83 66H85L83 69H81V71H79V70H75L76 71V74H77V72H78V74H77V76L75 75V73H74V76H76V79L77 80H80V81H84V83L83 84H81V85H79V86H77V91H78V93L79 94H83L84 93V96H85V93H87V95H90V94H88V92H93L92 94H94V98L93 99H91L90 100V103H84V105L83 104H80L81 102H79L78 103V101H81V100H77V102H74V103H72L74 106H72V104H71V108H70V111H69V115H70V117H73L74 116V114L76 113V112H79V115H77V116H75L76 118H74V119H76L74 122L76 123V125H74V127H71L70 125V127L68 126L67 128H68V131H70V132H72L71 134L73 135V136H76L77 138V140H78V142L81 144V146H83V148L84 149H87L88 150V152H84V153H87L86 155H85V158H86V160L84 161L83 160V162H85L84 164H86L85 166H87V168H88V170L87 171H89V174L90 175H87L86 173H84V172H81L80 173V170L78 169L77 171H79V173H80V175H78V177L76 178V179H73V180H75V182L80 186V185H82L81 186V188L83 187V190H85L86 192V197H84V198H82V199H80V200H78L77 201V199L75 198V196H76V189L74 190V188L72 189V186L70 185V182H68V181H70V180H68L67 178V176H65V177H67L66 179L68 180H66L67 182H65V181H63V177H61V178H59V179H61L62 180V182H61V180H60V182L61 183H58V185H59V188L60 189H57V190H59L60 192H54L55 190H56V188L58 187V185H55V186H52V185H50V183L49 184H46L45 186L43 185V184H41V183H39V182H41L42 180H40L39 179V176L38 175H40L41 174V172H40V174H38V172L40 171V169L41 168H44L45 166H43V165H45V164H47V163H49L50 164V161H52V155H53V153L51 154V151H50V149L51 148H53V147H56L57 146V140H58V137L57 136H59L58 134H56L55 132H54V134L52 133H50V134H48V133H46V134H48V135H50V137L49 136H46L47 138H45L42 134H40V133H38V134H40V135H42L44 138H41L40 136L38 137V135H37V131H38V129H39V127H38V129H37V131L35 132V135H33L34 133H33V131H32V136L34 137L35 136V138H37L36 140L35 139H33V137L31 138L32 140H35L34 142H36L42 149H44V151L41 153V155H40V157H42V159L40 158V159H37V160H41V162H40V164H36V163H38L37 161H34L33 163L31 162V163H29L28 161H25V158L27 157V156H29V154H31L32 155V152H33V147H37V145L36 144H34L33 143V141L32 142H26L25 143V141H23L22 140V142H19V143H15L16 145H15V147H13V148H11L12 150L14 149V151H12V153H11V155L10 156H7L6 158H1L0 157V171H2V172H4L5 174H3L4 176H0V180H2V179H5V180H9V183H10V181H13V182H16L17 184V186H15V187H13L12 188V190H11V188L10 187H12L13 185H10V184H8V185H10V193H11V191L14 193V194H12V198L10 197V200H8L7 202H9L10 203V206H13L16 210H18L19 212H25V211H28V210H32V209H34V208H36L37 207V205H35L36 204V198H38V199H40L41 201H43V203L45 202V201H47V202H49L50 203V206H48L50 209H52V207L54 208L55 207V211H56V222H57V226H58V230H59V233H58V235H53V233L55 232V231H53V232H51V229L50 228H48V229H50V232H49V230H46L47 228H44V229H41V228H39V227H35L34 228V226H32V227H29L30 229H28L27 230V232H26V235L24 236L23 234L25 233V231H24V233L23 234H21V237H20V235H19V238H17V239H15L14 241H12L11 240V243H8L7 242V244H2V243H0V264H23L24 262H28V264H29V262H32L31 264H33V263H35V262H37V263H35V264H111L110 262L112 261V260H114L113 262L114 263H116V264H180L179 262H178V260H176L177 259V256H176V258H174L175 256H172L171 254H167L165 251H164V249L162 250L160 247H157V246H155V245H153V244H150V242H147L146 240H144L142 237L141 238H134L133 237V240L132 241H129V242H127L125 239V241L123 242V241H119L121 238H119V240H116V242H113V243H109V244H107V246H105L103 249H101V250H91V248L89 249V248H86V247H84V246H80V245H74L73 243H71L69 240H65L66 238L65 237H63V235H64V233H61V232H66V233H69V234H74L75 233V231L76 230H87V227L88 228H90V230H92L93 232H95V233H98L99 235L100 234H105L106 236H108V235H114L115 233H116V230L117 229H119L120 227H121V224H122V222L119 220V218H117V216L118 215H121V214H123L124 212H125V214H127V212H128V214H129V212H133L134 213V209H136L137 207H139L138 209H137V211L138 210H140L141 211V214L142 213H145V214H143V217H142V219H144V220H141V221H145V220H153V222H155L156 221V219H159V221L157 220L156 222H155V224L153 225V227H160V226H164V227H168L169 225V227L171 228L172 226L173 227H175L174 225H176V223H175V220H174V215L176 214V216H177V218L180 216V212H179V210L181 209V207L184 205H187V202L188 201H185V203H181L180 205H176V203L174 202V198L175 197H173V196H171L172 194H173V191L172 192H170L171 194H170V196L171 197H167V192H165V189H166V187L168 186H166V184L168 183V182H165V180H162V179H166V178H162L163 177V175L161 176V175H159L158 177L159 178H156V180H157V182L159 181V183L158 184H153L152 183V181H150V180H147L145 177L146 176H144V171L142 172L141 171V169L142 168H140L139 167V165L138 166H136V165H132V163L130 164L129 163V160H126V159H128V158H132V157H130L131 156V154H132V152L131 151H136L137 150V147H136V149L135 148H133V150H129V153L127 154V152H126V149L129 147V146H133V145H135V144H139V143H137L138 141H139V135L141 134L140 132H144V131H141V129H140V127H139V129L140 130H137V131H135V132H132V130L131 131H128L127 129L130 127V125H129V127L126 129L125 127H122V128H124L123 130H112V131H109L108 133H104V131L102 130L103 128H101V130H99L100 128L99 127H101V125H103V124H112V122H116L115 121V119L117 118V117H119V118H121L120 120H122V122H123V124H124V121H123V118L125 119V118H129V117H133L134 115H136V114H142V115H145L146 116V114L147 115H152V116H154L155 115V110L153 109L154 107V105L152 106V101H151V99H153L152 98V96H153V93H152V90H154L153 88L155 87L154 86V84L152 83L151 84V82L153 81H150V79H149V76H147L146 74V72L148 71V70H150V69H152V67L154 68L155 66L156 67H159V65L157 66V64H156V62L152 59V56H151V51H150V53H148V56H149V54H150V56L151 57H147L146 56V58L145 59H143L142 61H143V64L141 65V66H143L144 68L142 69V70H140V71H138L137 73L138 74H136V76H130V78L126 81V83L125 84H121V82L119 81L118 82V84L116 83L115 84V82L117 81H114V83L113 82H108V81H99V79L97 80V81H95L94 79H92V76L94 77V76H96V75H93V70H92V68L94 69L95 67H93L92 65L90 66V65H88L86 62H90V61H88V59L87 58H89V53H88V50H85ZM96 49H98V48H95V49H93V50H95L96 51ZM111 49V50H112ZM128 49V48H127ZM184 49H185V47H184ZM184 49H182L183 51H184V53L186 52ZM188 49V48H187ZM186 49V50H187ZM5 50V49H4ZM20 50H21V48H20ZM78 50V49H77ZM92 50V51H93ZM101 50V49H100ZM116 50V49H115ZM124 50V49H123ZM129 50V49H128ZM134 50V49H133ZM192 50V49H191ZM11 51V52H12ZM42 51V52H41ZM69 51V50H68ZM74 51V50H73ZM91 51V49H89V52ZM91 51V52H92ZM108 51H110V49L108 50ZM113 52H114V50H112ZM120 51V50H119ZM118 51V52H119ZM160 51V50H159ZM162 51H161V53H162ZM178 51H180V53L178 52ZM0 52H2V51H0ZM9 52V51H8ZM98 52V51H97ZM104 52V51H103ZM102 52V53H103ZM111 52V51H110ZM116 52V51H115ZM142 52V51H141ZM147 52V51H146ZM178 52V53H177ZM3 53V52H2ZM2 53H0V54H2ZM5 53V52H4ZM18 53V52H17ZM22 53V52H21ZM74 52H72V54H73ZM77 53H78V51H77ZM99 53H101V52H99ZM159 53V52H158ZM14 54V53H13ZM12 54V55H13ZM25 54H27V53H24V55ZM66 54H68L69 55V53L67 52ZM92 54H94V52L93 53H90V55H92ZM109 54V53H108ZM119 54V53H118ZM142 54H145V53H142ZM188 54H189V52H188ZM187 54V55H188ZM23 55V54H22ZM71 55V54H70ZM74 55V54H73ZM72 55V56H73ZM98 55V56H97ZM97 55H96V58H98L99 56H100V54H98L97 53ZM138 55V54H137ZM190 55H192V54H190ZM200 55V54H199ZM210 55V54H209ZM208 55V56H209ZM5 56V55H4ZM6 56L8 57V54H7V51H6ZM14 56V55H13ZM15 56H17V55H15ZM25 56H27V55H25ZM24 56V57H25ZM62 56V55H61ZM94 56V55H93ZM132 56V55H131ZM165 56V55H164ZM194 56V55H193ZM220 56V55H219ZM0 57H1V55H0ZM23 57V58H24ZM74 57V56H73ZM105 57V56H104ZM163 57V56H162ZM190 57V56H189ZM188 57V58H189ZM192 57V56H191ZM195 57V56H194ZM199 57V56H198ZM203 57V56H202ZM205 57V56H204ZM207 57V56H206ZM10 58L11 59H13L11 56H10ZM18 58H20V57H18L17 56V59ZM22 58V57H21ZM28 58H29V56H28ZM51 58V57H50ZM54 58V57H53ZM52 58V59H53ZM76 58V57H75ZM76 58V59H77ZM101 59H103L102 58V55H101V57H100ZM106 58V57H105ZM109 58V57H108ZM142 58V57H141ZM211 58V57H210ZM2 59H3V57H2ZM5 59V58H4ZM2 60V61H5V60ZM10 59V60H11ZM119 59H120V57H119ZM132 59V58H131ZM140 59V58H139ZM139 59H137L138 61L137 62H139ZM186 59V58H185ZM185 59H183V63H184V65L185 64H187V62L186 61H184ZM196 59H197V57H196ZM203 59V58H202ZM207 59V58H206ZM209 59V58H208ZM207 59V60H208ZM212 59V58H211ZM22 59H20V61H18V62H21L22 63V66H23V62H24V64H25V62L27 61L26 59V61L24 60L23 62L21 61ZM91 60H92V58H91ZM97 60H100V59H97ZM109 60V59H108ZM121 60V59H120ZM168 60V59H167ZM189 60V59H188ZM191 60V59H190ZM200 60V59H199ZM1 61V60H0ZM13 61H16V58H14L13 59ZM12 61V62H13ZM50 61V60H49ZM95 61H96V59H95ZM95 61H93V62H95ZM127 61V60H126ZM157 61V60H156ZM168 61H171L172 62V60H168ZM175 61V62H176ZM197 61V60H196ZM196 61H195V63H196ZM205 61V60H204ZM209 61V62H208ZM207 62L209 63V65L207 64L206 65V70H205V68H204V70L205 71H207V73H208V71L209 72H211V73H213V71H214V69H213V71H210V70H212V66L214 65L213 63H211L210 61V59L208 60ZM17 62V63H18ZM29 61H27V63H28ZM32 62V61H31ZM78 62H75V63H78ZM81 62H82V64H81ZM93 62H92V64H93ZM104 62V61H103ZM119 62V61H118ZM155 62V63H154ZM189 62V61H188ZM194 62V59H193V61H191V62H189V64H187L188 66L191 64V63H193ZM199 62V61H198ZM197 62V63H198ZM220 62V61H219ZM2 63V62H1ZM0 63V64H1ZM16 63V62H15ZM30 63V62H29ZM28 63V64H29ZM47 63V62H46ZM45 63V64H46ZM74 63V64H75ZM127 63V62H126ZM164 63V62H163ZM182 63V64H183ZM195 63H194V65H195ZM221 63H222V61H221ZM3 64V63H2ZM6 64V65H5ZM5 67H7V65L9 66V68H10V66H13L12 65V63H11V61H8V60H6L5 61ZM50 64V63H49ZM52 64H54V63H52ZM73 64V65H74ZM89 64H91V63H89ZM95 65L97 64V63H94ZM93 64V65H94ZM137 64V63H136ZM135 64V65H136ZM160 64V63H159ZM175 64V63H174ZM205 64V63H204ZM211 64H212V66H211ZM216 64V63H215ZM225 64V63H224ZM46 65H48V64H46ZM70 65V64H69ZM134 65V66H135ZM166 65V64H165ZM176 65V64H175ZM176 65V66H177ZM181 65V64H180ZM179 65V67L181 68V67H183L182 65L180 66ZM193 64H191V66H192ZM197 65V64H196ZM25 66H26V64H25ZM27 66H30V65H27ZM42 66V65H41ZM50 66V65H49ZM52 66V65H51ZM111 66V65H110ZM134 66H132V68L134 67ZM167 66V65H166ZM169 66V65H168ZM176 66H174V67H176ZM186 66V65H185ZM188 66H186L185 67V69L186 68H188ZM198 66H200V65H198ZM202 66V65H201ZM215 66H217V65H215ZM13 67H15V66H13ZM91 67V68H90ZM103 67V66H102ZM117 67V66H116ZM164 67V66H163ZM194 67V66H193ZM220 67H221V65H220ZM1 68V67H0ZM16 68V67H15ZM26 68V67H25ZM31 71H32V64H31ZM29 67H28V69H30ZM39 68V67H38ZM79 68V67H78ZM137 68V67H136ZM141 68V67H140ZM162 68V67H161ZM160 68V69H161ZM169 68V67H168ZM215 68V67H214ZM218 68V67H217ZM223 68V67H222ZM6 68H4V70H5ZM17 69V68H16ZM36 69V68H35ZM75 69V68H74ZM133 69H135V67L133 68ZM159 69V68H158ZM174 69V68H173ZM176 69H177V71L179 70L180 71V69H178V67H176ZM184 69V67L183 68H181V71ZM184 69V70H185ZM189 69V68H188ZM192 69V68H191ZM190 69V70H191ZM216 69V68H215ZM220 69V68H219ZM2 70V69H1ZM1 70H0V72H1ZM7 70V69H6ZM5 70V71H6ZM11 70H13L12 72H15L14 71V68H11ZM11 70H10V72H11ZM34 70V69H33ZM40 70V68L38 69V73L41 75V70ZM47 70V69H46ZM70 70L72 71V69H71V67H70ZM101 70V69H100ZM100 70H99V72H100ZM105 70V69H104ZM117 70V69H116ZM120 70V69H119ZM128 69H126V71H127ZM137 70V69H136ZM155 70V69H154ZM156 70H157V68H156ZM196 70V69H195ZM199 70V69H198ZM222 70V69H221ZM220 70V71H221ZM242 70V69H241ZM21 71H23V69L21 70ZM36 71V70H35ZM48 71V70H47ZM47 71H45V72H47ZM51 71V70H50ZM69 71V70H68ZM130 71V70H129ZM180 71V72H181ZM186 71V70H185ZM216 71V70H215ZM217 71H218V69H217ZM219 71V72H220ZM11 72V73H12ZM18 71H16V73H17ZM43 72V71H42ZM49 72V71H48ZM98 72V71H97ZM106 72V71H105ZM111 72V71H110ZM125 72V71H124ZM131 72V71H130ZM134 72V71H133ZM173 72H175V71H173ZM188 72H190V71H188ZM227 72V71H226ZM234 72V71H233ZM6 73V72H5ZM9 73V72H8ZM22 74H23V72H21ZM20 72H19V74H21ZM25 73H26V71H25ZM24 73V74H25ZM28 73V72H27ZM26 73V74H27ZM37 72H33L32 71V73H30V74H25L26 75V78L27 79H31V77L33 78V76L35 77V76H37L38 77V74ZM72 73V72H71ZM91 73H92V75H91ZM108 73V72H107ZM132 73V72H131ZM179 73V72H178ZM183 73V72H182ZM198 73V72H197ZM204 73V72H203ZM21 74V75H22ZM23 74V75H24ZM128 74V73H127ZM169 74V73H168ZM194 74H195V72H194ZM194 74H192L191 73V76L193 75L194 76ZM199 74V73H198ZM209 74V73H208ZM208 74H206V75H208ZM221 74H223V73H221ZM6 75V74H5ZM10 75V74H9ZM13 75V74H12ZM44 75V74H43ZM46 75H47V73H46ZM45 75V76H46ZM49 75V74H48ZM111 75V74H110ZM178 75H180V74H177L176 76H178ZM210 75V74H209ZM220 75V74H219ZM2 75H0V77H1ZM11 76V75H10ZM15 76H17L16 74H15ZM20 76V75H19ZM45 76H44V78H45ZM74 76H72V77H74ZM104 76V75H103ZM107 76V75H106ZM127 76V75H126ZM162 76V75H161ZM165 76V75H164ZM175 76V77H176ZM186 76V75H185ZM188 76V75H187ZM201 76V75H200ZM199 76V77H200ZM202 76H204V75H202ZM213 76V75H212ZM22 77H24V76H22ZM47 77V76H46ZM98 78L99 77H102V75L101 76H97ZM123 77V76H122ZM157 77V76H156ZM183 77V76H182ZM199 77H197L198 78V80H196V82L198 83H201V82H203V83H205L203 80H205V78L207 77V76H205V78L203 77V78H199ZM211 77V76H210ZM220 77H221V75H220ZM219 77V78H220ZM13 78H15V77H13ZM26 78L24 79V80H21V81H10V83L12 84H9L10 86H18V85H22L23 86V84H27V81L28 80H26ZM39 78H40V76H39ZM43 78V79H44ZM48 78V77H47ZM105 78V77H104ZM112 78V77H111ZM158 78V77H157ZM190 78H192V77H190ZM189 78V79H190ZM197 78H195V76L192 78V79H190L191 81H192V83H194L193 82V79H197ZM218 78V79H219ZM2 79H3V77H2ZM8 79H9V77H8ZM16 79V78H15ZM34 79V78H33ZM42 79V80H43ZM73 79H75V78H73ZM75 79V80H76ZM176 79V78H175ZM180 79V78H179ZM188 79V78H187ZM202 81H201V80ZM208 79V78H207ZM207 79H206V81H207ZM214 79H215V76H214ZM245 79V78H244ZM246 79L248 80V78H247V76H246ZM36 80V79H35ZM37 80H38V78H37ZM40 81H41V79H39ZM46 80V78L44 79V81ZM102 80V79H101ZM114 80V79H113ZM211 80V79H210ZM0 81H1V78H0ZM5 81V80H4ZM31 81H32V79H31ZM191 81L189 82V83H191ZM201 81V82H200ZM214 81V80H213ZM221 81L223 82V80L221 79ZM3 82V81H2ZM9 82V81H8ZM29 82V81H28ZM158 82V81H157ZM185 82V81H184ZM195 82V83H196ZM208 82H209V80H208ZM7 83V82H6ZM78 83V82H77ZM155 83V82H154ZM186 83V82H185ZM188 83V84H189ZM196 83V84H197ZM198 83V85H200ZM220 83V82H219ZM29 84H30V82H29ZM38 84H40V82L38 83ZM38 84H36L37 86H38ZM184 84V83H183ZM211 84V83H210ZM213 84V83H212ZM214 84H216V83H214ZM223 83H221V85H222ZM225 84V83H224ZM8 85V84H7ZM41 85V84H40ZM152 85L154 86L153 88H152ZM197 85V86H198ZM217 85H220V84H218L217 83ZM216 85V86H217ZM10 86H8V87H10ZM75 86V85H74ZM159 86V85H158ZM7 87V86H6ZM36 86H28V90L29 91H32L31 93H32V95H30V98L29 99H27V100H25V102H23V104L21 105V106H23V107H26L27 108V112H28V116L30 117L31 116V118H35V120L38 118H41L42 116H44V114L45 113H48L47 112V110H48V108L47 107H45V100H43L42 99V96H41V94H40V89H39V87H38V89L37 88H35ZM184 87V86H183ZM225 87V86H224ZM227 87V86H226ZM12 87H10V89H11ZM163 88V87H162ZM207 88L209 89V86L207 85ZM219 88V87H218ZM217 88V89H218ZM16 89V88H15ZM24 89V88H23ZM36 89V90H35ZM42 89V88H41ZM157 89V88H156ZM199 89H201V86H200V88L198 87L197 88V90L199 91ZM203 89H204V87H203ZM219 90H223V88H219ZM227 90V89H226ZM6 91H8V90H6ZM20 91H21V89H20ZM20 91H19V93H20ZM161 91V90H160ZM164 91V90H163ZM168 91V90H167ZM205 92L206 90H202L201 89V91H199V92ZM217 91V90H216ZM224 91H225V88H224V90L222 91L223 93H224ZM228 91V90H227ZM230 91V90H229ZM4 92H5V90H4ZM16 92H18V91H16ZM16 92H15V94H16ZM23 92V91H22ZM27 92V91H26ZM202 92V94H204ZM231 92V91H230ZM161 93V92H160ZM206 93H208V92H206ZM222 93V94H223ZM227 93V92H226ZM232 93V92H231ZM1 94V93H0ZM8 93L6 92V94L5 95H7ZM10 94V93H9ZM14 94V93H13ZM14 94V95H15ZM21 94V93H20ZM27 94H28V92H27ZM201 94V93H200ZM201 94V95H202ZM209 94V93H208ZM218 94V93H217ZM220 94H221V92H220ZM221 94V95H222ZM230 94V93H229ZM86 95V96H87ZM161 95V94H160ZM167 95V94H166ZM226 94L224 93V95L223 96H225ZM232 95V94H231ZM2 96H4V95H2ZM13 96V95H12ZM16 96V95H15ZM18 96V95H17ZM20 96V95H19ZM21 96H22V94H21ZM25 96H26V93H25ZM157 96H158V94H157ZM207 95L206 94H204V97H206ZM210 96H212V95H210ZM226 96H228V95H226ZM225 96V97H226ZM1 97V96H0ZM5 97H7V96H5ZM14 97V96H13ZM89 97V96H88ZM90 97H93V96H90ZM171 97H173V96H171ZM199 97V96H198ZM208 97V96H207ZM213 97V96H212ZM232 97V96H231ZM4 98V97H3ZM9 98H11V97H9ZM20 98V97H19ZM24 98H26V97H24V94H23V99ZM87 98V97H86ZM169 98V97H168ZM229 98V97H228ZM22 98H20V100H21ZM88 100L90 99V98H87ZM171 99H173V98H171ZM171 99H169L167 102H169ZM197 99V98H196ZM199 99V98H198ZM208 99V98H207ZM211 99V98H210ZM209 99V100H210ZM223 99V98H222ZM230 99V98H229ZM232 99V98H231ZM12 100V99H11ZM16 100V99H15ZM18 100V99H17ZM19 100V101H20ZM158 100V99H157ZM174 100H176V98L174 99ZM182 100V99H181ZM185 100V99H184ZM183 100V101H184ZM192 100V99H191ZM224 100V99H223ZM226 100V99H225ZM224 100V101H225ZM1 101V100H0ZM7 101V100H6ZM5 101V102H6ZM75 101V100H74ZM202 101H203V98H202ZM207 100L206 99H204V103L206 102ZM228 101V100H227ZM234 101H236V98H235V100ZM3 102V101H2ZM18 102V101H17ZM167 102H165V103H167ZM175 103H174V105L171 107L170 105H168V103H167V107H165L166 109H168V111H169V113L171 114V115H173L175 118H181L182 116L184 117L185 116V114L186 113H188V112H185V110L184 109H181L182 107H180V106H178V104L179 103H181L180 102V100L179 101H174ZM185 102V101H184ZM197 102H198V100H197ZM202 102V104H203V106L205 105L204 103ZM208 102V101H207ZM210 102V101H209ZM208 102V103H209ZM213 102H214V100H213ZM216 102V101H215ZM10 103V102H9ZM158 103H159V101H158ZM161 103V102H160ZM164 103V102H163ZM170 103V102H169ZM171 103H172V100H171ZM183 103V102H182ZM231 103H233L232 101H230V103L229 104H231ZM240 103V102H239ZM242 103V102H241ZM246 103V102H245ZM1 104V103H0ZM16 104V103H15ZM20 104H21V102H20ZM155 104V103H154ZM162 104V103H161ZM200 104H201V101H200ZM207 104V103H206ZM213 103H211V105H212ZM235 104V103H234ZM234 104H232V105H234ZM237 104H238V102H237ZM243 104H244V102H243ZM248 104V103H247ZM2 105V104H1ZM82 106V107H79V106ZM156 105H157V103H156ZM160 105V104H159ZM165 105V104H164ZM188 105V104H187ZM186 105V106H187ZM194 105V104H193ZM210 104H209V106H211ZM217 105V104H216ZM215 105V106H216ZM223 105V104H222ZM226 104H225V102H224V105H223V107L225 106ZM228 105V104H227ZM226 105V106H227ZM12 106V105H11ZM195 106V105H194ZM202 106V107H203ZM207 106H208V104H207ZM208 106V107H209ZM213 106V105H212ZM218 106H220V105H218ZM238 106V105H237ZM239 106H240V104H239ZM241 106H242V104H241ZM245 106V105H244ZM1 108H2V106H0ZM10 107V106H9ZM50 107V106H49ZM157 107V106H156ZM160 107V106H159ZM217 107V106H216ZM215 107V108H216ZM230 107V106H229ZM245 107H249V109H250V106H245ZM19 108V107H18ZM162 108V107H161ZM160 108V109H161ZM190 108V107H189ZM209 108H212V109H214V106L213 107H209ZM234 108L236 109V107L234 106ZM15 109H17V108H15ZM164 109V108H163ZM195 109V108H194ZM193 109V110H194ZM201 109V108H200ZM208 109V108H207ZM217 109V108H216ZM226 109H227V107H226ZM226 109L224 108V110H225V112H226ZM243 109H245V108H243ZM252 109V108H251ZM1 110V109H0ZM4 110V109H3ZM9 110V109H8ZM17 110H19V109H17ZM20 110H21V108H20ZM66 110H69V109H67L66 108ZM192 109H191V113L189 112L186 116H187V118L189 117V116H191L193 119H192V121L194 120V123L195 122H198V125H199V123H201L200 122V120L202 121V122H204L203 121V116H201L200 114L199 115H197V113H195V112H192L193 111ZM209 110V109H208ZM207 110V111H208ZM234 110V109H233ZM232 110V111H233ZM247 110V109H246ZM25 111H26V109H25ZM198 111V110H197ZM213 110H211V112H212ZM222 111V110H221ZM227 111H228V109H227ZM9 112H10V110H9ZM16 112V111H15ZM163 112H164V110H163ZM213 112H215V111H213ZM217 112V111H216ZM220 112V111H219ZM224 112V111H223ZM229 112V111H228ZM11 113V112H10ZM14 113V112H13ZM21 113V112H20ZM168 113V112H167ZM209 113V112H208ZM218 113V112H217ZM157 114V113H156ZM161 114H163V113H161ZM170 114H168V115H170ZM19 115V114H18ZM26 115V116H27ZM76 115V114H75ZM160 115V114H159ZM159 115L157 116V117H159ZM168 115H167V117H168ZM170 115V116H171ZM210 115H212V114H210ZM68 116V115H67ZM151 116V117H152ZM164 116V115H163ZM173 116H171V117H173ZM233 116V115H232ZM231 116V117H232ZM6 117V116H5ZM8 117H9V115H8ZM49 117V116H48ZM91 117H93L95 120V122L93 121V123L91 122V119H89V118H91ZM154 117H156V116H154ZM153 117V118H154ZM162 117V116H161ZM211 117V116H210ZM226 117H227V115H226ZM21 118V120H22V118L23 117H20ZM27 118V117H26ZM43 118V117H42ZM50 118V117H49ZM153 118H151V119H153ZM163 118V117H162ZM187 118H184V119H187ZM206 118V117H205ZM204 118V119H205ZM2 119V118H1ZM12 119V118H11ZM10 119V120H11ZM15 119H16V117H15ZM52 119V118H51ZM51 119H49V120H51ZM73 119V120H74ZM149 119V118H148ZM155 119V118H154ZM172 119V118H171ZM189 119L191 120V118L189 117ZM207 119V118H206ZM206 119H205V125L206 124H208V123H211L212 124V122L213 123H217V122H214V121H212V122H209V121H206ZM230 119V118H229ZM13 121H15L14 120V118L12 119ZM19 120V119H18ZM24 120V119H23ZM25 120H27V119H25ZM53 120V119H52ZM130 120V119H129ZM128 120V121H129ZM132 120V119H131ZM134 120V119H133ZM139 120V119H138ZM142 120V119H141ZM157 120H158V118H157ZM182 120V119H181ZM188 120V119H187ZM207 120H209V119H207ZM211 120V119H210ZM4 121V119L2 120V122ZM6 121V120H5ZM8 121V120H7ZM47 121V120H46ZM54 121V120H53ZM55 121H57V120H55ZM71 121V120H70ZM143 121H144V119H143ZM148 121V120H147ZM166 121V120H165ZM164 121V122H165ZM191 121V122H192ZM18 122H23V121H18ZM30 122V121H29ZM33 122V121H32ZM40 122V121H39ZM52 122V121H51ZM60 122V121H59ZM101 123V125L99 126V125H97V123ZM127 122V121H126ZM125 122V123H126ZM142 122V121H141ZM161 122V121H160ZM164 122H162V123H164ZM167 122V121H166ZM181 122V121H180ZM183 122H184V120H183ZM188 122V121H187ZM206 122H208V123H206ZM17 123V122H16ZM26 123V122H25ZM62 123V122H61ZM135 122H133L132 124H134ZM146 123V122H145ZM147 123H151L150 121L149 122H147ZM158 123V122H157ZM162 123H160V124H162ZM185 123V122H184ZM194 123H192V125L194 124ZM24 124V123H23ZM35 124H36V122H35ZM42 124V123H41ZM46 124H47V122H46ZM45 124V125H46ZM71 124V123H70ZM117 124V123H116ZM115 124V126H117ZM129 124H130V122H129ZM139 124H141V123H139ZM148 124V125H149ZM156 124V123H155ZM166 124H168V123H166ZM165 124V125H166ZM183 124V123H182ZM188 124V123H187ZM186 124V125H187ZM189 124L191 125V123H190V121H189ZM188 124V125H189ZM210 124V125H211ZM8 125H10V121H9V124ZM45 125H44V123H43V126L41 127V129H44L45 128ZM56 125V124H55ZM62 125V124H61ZM121 125V124H120ZM144 124H142V126H143ZM151 125V124H150ZM157 125V124H156ZM165 125H162V126H165ZM174 125H176L175 123H174ZM187 125V126H188ZM189 125V126H190ZM191 125V126H192ZM202 125V124H201ZM209 125V124H208ZM212 125H214V124H212ZM211 125V126H212ZM225 125V124H224ZM223 125V126H224ZM6 126V125H5ZM27 126V125H26ZM29 126V125H28ZM35 126V125H34ZM63 126V125H62ZM97 126H99L98 128H97ZM125 126H126V124H125ZM133 126V125H132ZM186 126V128H188ZM190 126V127H191ZM211 126H209V127H211ZM218 126V124H216V126H214V127H217ZM6 127H8V126H6ZM18 127H20L19 125H17V124H15V123H13L12 125H11V128L10 127H8V128H10L13 132H18ZM33 127V126H32ZM54 127V126H53ZM57 127H58V125H57ZM64 127V126H63ZM62 127V128H63ZM114 127V126H113ZM136 127V126H135ZM137 127V128H138ZM166 127V126H165ZM164 127V128H165ZM174 127V126H173ZM172 127V128H173ZM179 127H180V125H179ZM181 127H183V126H181ZM193 127H194V125H193ZM192 127V128H193ZM197 127V126H196ZM202 127V126H201ZM7 128V129H8ZM60 128V127H59ZM66 128V127H65ZM67 128H66V130H67ZM120 128V127H119ZM131 128V127H130ZM145 128V127H144ZM148 128V127H147ZM160 129H161V127H159ZM185 128V127H184ZM207 128V127H206ZM223 128V127H222ZM6 129V128H5ZM21 129V128H20ZM47 129L48 128H46L45 130L47 131ZM135 129V128H134ZM143 129V128H142ZM155 129H156V127H155ZM168 129H170V127L168 128ZM168 129H167V131H168ZM174 129V128H173ZM172 129V130H173ZM181 129V128H180ZM179 129V130H180ZM183 129V128H182ZM202 129V128H201ZM200 129V130H201ZM217 129H220V127L219 128H217ZM31 130H33V129H31ZM54 130V129H53ZM64 130V129H63ZM149 130V128L147 129V131ZM153 130V129H152ZM157 130V129H156ZM155 130V131H156ZM164 130H166V129H164ZM163 130V131H164ZM178 130V129H177ZM185 130V129H184ZM212 130H216V128L215 129H212ZM212 130H209V131H211L212 132ZM222 130V129H221ZM7 132H8V130H6ZM5 131V133L7 134V132ZM23 131V130H22ZM21 131V132H22ZM41 131V130H40ZM146 131V132H147ZM150 131V130H149ZM162 131V132H163ZM189 131H190V129H189ZM205 131V130H204ZM204 131H202L203 133H204ZM226 131V130H225ZM230 131V130H229ZM20 132V131H19ZM31 132V131H30ZM50 132H51V130H50ZM53 132V131H52ZM59 132V131H58ZM57 132V133H58ZM70 132H69V134H70ZM117 132V133H116ZM174 132V131H173ZM181 132V131H180ZM216 133L215 134H217V131H215ZM44 133V132H43ZM158 133V132H157ZM175 133H177V131L175 132ZM179 133V132H178ZM196 133V132H195ZM198 133V132H197ZM219 133H221V132H219ZM9 134V133H8ZM8 134H7V137H8ZM57 135V136H54V135ZM68 134V133H67ZM147 134V133H146ZM168 134V133H167ZM174 134V133H173ZM173 134H171V135H173ZM202 134V133H201ZM214 134V133H213ZM212 134V135H213ZM15 135V134H14ZM37 135V136H36ZM110 135H113V136H111V137H109ZM142 135V134H141ZM148 135H150V134H148ZM155 135V134H154ZM153 135V136H154ZM170 135V134H169ZM169 135H168V137H169ZM170 135V136H171ZM175 135V134H174ZM181 135H182V133H181ZM189 135V134H188ZM191 135V134H190ZM194 135V134H193ZM198 135V134H197ZM206 135V134H205ZM204 135V136H205ZM51 136H54L53 138L51 137ZM143 136V135H142ZM156 136V135H155ZM159 136V135H158ZM161 136V135H160ZM163 136V135H162ZM166 136V135H165ZM176 136H178V135H176ZM175 136V137H176ZM180 136V135H179ZM179 136H178V138H179ZM11 137H12V135H11ZM104 137H106L105 139L106 140H102V138H104ZM109 137V138H108ZM164 137V136H163ZM168 137H166V138H168ZM191 137V136H190ZM193 137V136H192ZM209 137V136H208ZM5 138V137H4ZM10 138V137H9ZM148 138V137H147ZM152 138V137H151ZM155 138V137H154ZM165 138V137H164ZM165 138V139H166ZM184 138V137H183ZM195 138H196V136H195ZM198 138V137H197ZM237 138V137H236ZM146 139V138H145ZM160 139V138H159ZM162 139V138H161ZM169 139V138H168ZM168 139H167V141H168ZM185 139H186V136H185ZM206 139V138H205ZM249 139V138H248ZM247 139V141H248V144H250V146L251 147H253V141H251V139H249L248 140ZM21 140V139H20ZM53 140V141H52ZM56 140V143H53L54 141ZM71 140V139H70ZM76 140V141H77ZM108 140H111V142H108ZM170 140V139H169ZM181 140V139H180ZM183 140V139H182ZM200 140V139H199ZM199 140H197V139H195L194 140V138H192V140L191 141H189L188 140V145H186L187 146V152L191 155V156H195V158H196V156H199L200 157V155L203 153L202 152V149H203V145H202V142H200ZM211 140V139H210ZM31 141V140H30ZM39 141V142H38ZM145 141V140H144ZM149 141V140H148ZM156 141H157V139H156ZM159 141H161V140H159ZM166 141V140H165ZM171 141V140H170ZM184 141V140H183ZM205 141V140H204ZM5 142H7V141H5ZM10 142V141H9ZM76 143V145H79V143ZM140 142H142L143 143V141H140ZM146 142V141H145ZM164 142V141H163ZM172 142H173V140H172ZM181 142V141H180ZM179 142V143H180ZM209 142V141H208ZM155 143V142H154ZM158 143H160V142H158ZM157 143V144H158ZM166 143V142H165ZM184 144H186L185 142H183ZM183 143L181 144V147H183L182 145H183ZM7 144V143H6ZM153 144V143H152ZM156 144V143H155ZM168 144V143H167ZM167 144H166V146H167ZM173 144V143H172ZM35 145V146H34ZM65 145V144H64ZM70 145V144H69ZM140 145H141V143H140ZM144 145V144H143ZM160 145V144H159ZM158 145V146H159ZM169 145V144H168ZM171 145V144H170ZM169 145V146H170ZM174 145V144H173ZM179 145V144H178ZM207 145V144H206ZM7 146V145H6ZM10 146V145H9ZM38 146V147H39ZM61 146V145H60ZM59 146V147H60ZM71 146V145H70ZM80 146V147H81ZM153 146H155V145H153ZM157 146V145H156ZM163 146V145H162ZM214 146V145H213ZM39 147V148H40ZM58 147V146H57ZM56 147V148H57ZM75 147V146H74ZM141 147V146H140ZM147 147H148V145H147ZM163 147H165V146H163ZM173 147V146H172ZM4 148V147H3ZM142 148H144L143 146H142ZM146 148V147H145ZM170 148V147H169ZM174 148V147H173ZM183 148H185L186 149V147L184 146ZM183 148H181L182 150H183ZM216 148V147H215ZM35 149V148H34ZM37 149V148H36ZM62 149V148H61ZM79 149H81V148H79ZM149 149L151 150V148L149 147ZM185 149H184V152L183 153H181V154H184V156L186 155V153H185ZM207 149V148H206ZM39 151H40V149H38ZM54 150V149H53ZM66 150V149H65ZM70 150V149H69ZM68 150V151H69ZM77 150V149H76ZM82 150V149H81ZM80 150V151H81ZM144 150H148V148L147 149H144ZM157 150V149H156ZM171 150H173L172 148H171ZM175 150H177V149H175ZM208 150V149H207ZM212 150V149H211ZM5 151V150H4ZM7 151V150H6ZM57 151V150H56ZM67 151V150H66ZM84 150H82V152H83ZM139 151H142V150H139ZM64 152V151H63ZM146 152V151H145ZM150 151H148V153H149ZM154 152V151H153ZM168 152H170V151H168ZM56 153V152H55ZM65 153V155H67V157L66 156H64V157H66L65 159H64V157H63V159L62 158H59V159H62L61 161H62V163H58V162H54V164L51 166L52 168H50V170L52 171V172H55V175H58V174H60V172L61 171H63V170H65L66 171V165H70V164H72L73 163V161H76V159H74V158H72V156L71 155H69V153H67L66 154V152H64ZM64 153H59V155L58 156H60L61 154L62 155H64ZM125 153H126V159H122V158H120V157H125ZM144 153V152H143ZM179 153V152H178ZM178 153H176V154H178ZM214 153V152H213ZM4 153H2V155H3ZM119 154H121L120 155V157H118V156H116V155H119ZM216 154V153H215ZM220 154V152L218 153V155ZM30 155V156H31ZM38 155V156H39ZM123 155V156H122ZM141 155V154H140ZM144 155V154H143ZM167 155V154H166ZM170 155V154H169ZM34 156H35V154H34ZM57 156V155H56ZM55 156V157H56ZM69 156V157H68ZM71 156V157H70ZM81 156V155H80ZM80 156H79V158H80ZM134 156H136V155H134ZM168 156V155H167ZM175 156V155H174ZM187 156V155H186ZM202 156H203V154H202ZM208 156V155H207ZM211 156V155H210ZM61 157V156H60ZM74 157V156H73ZM82 157V156H81ZM158 157V156H157ZM204 157V156H203ZM216 157V156H215ZM219 157H220V155H219ZM224 157V156H223ZM38 158V157H37ZM58 158V157H57ZM56 158V159H57ZM75 158H76V156H75ZM160 158V157H159ZM158 158V159H159ZM193 158V157H192ZM217 158V157H216ZM55 159V158H54ZM83 159V158H82ZM81 159V160H82ZM199 159V158H198ZM201 159V158H200ZM207 159H209V157L207 158ZM6 160V161H5ZM21 160V161H20ZM77 160H78V158H77ZM163 160V159H162ZM203 160V159H202ZM201 160V161H202ZM54 161V160H53ZM57 161V160H56ZM60 161V162H61ZM140 161V160H139ZM159 161V160H158ZM164 161V160H163ZM199 161V160H198ZM36 162V163H35ZM81 162V161H80ZM79 162V163H80ZM148 162V161H147ZM153 162V161H152ZM159 162H161V161H159ZM184 162V161H183ZM222 162L223 161H221V164H222ZM163 163V162H162ZM196 163V162H195ZM219 163V162H218ZM217 163V164H218ZM74 164V163H73ZM82 165H83V163H81ZM135 164V163H134ZM138 164V163H137ZM180 164V163H179ZM189 164V163H188ZM191 164V163H190ZM80 165V164H79ZM78 165V166H79ZM140 165H141V163H140ZM144 165V164H143ZM169 165V164H168ZM177 165V164H176ZM224 165V164H223ZM43 166V167H42ZM73 167H74V165H72ZM167 166V165H166ZM173 166V165H172ZM184 166V165H183ZM199 166V165H198ZM209 166V165H208ZM70 167V166H69ZM156 167V166H155ZM176 167V166H175ZM180 167V166H179ZM219 167V166H218ZM223 167V166H222ZM225 167V166H224ZM47 169H48V167H46ZM45 168V169H46ZM71 168V167H70ZM78 168H80V167H78ZM164 168V167H163ZM178 168V167H177ZM221 168V167H220ZM68 169V168H67ZM154 169V168H153ZM176 169V168H175ZM195 169V168H194ZM225 169V168H224ZM49 170V171H50ZM160 170V169H159ZM177 170V169H176ZM187 170V169H186ZM217 170H219V169H217ZM222 170H223V168H222ZM46 171V170H45ZM48 171V170H47ZM48 171V172H49ZM60 171V172H59ZM82 171V170H81ZM86 171V170H85ZM86 171V172H87ZM146 171V170H145ZM153 171V170H152ZM154 171H157V170H154ZM161 171V170H160ZM179 171V170H178ZM182 171V170H181ZM224 171V170H223ZM69 172V171H68ZM173 172V171H172ZM191 172V171H190ZM190 172H189V174H190ZM217 172V171H216ZM47 173V172H46ZM51 173V172H50ZM71 173V172H70ZM77 173V172H76ZM177 173V172H176ZM222 173H224V172H222ZM225 173H226V171H225ZM224 173V174H225ZM44 174V173H43ZM64 174V173H63ZM68 174V173H67ZM73 174V173H72ZM147 174V173H146ZM162 174V173H161ZM210 174V173H209ZM218 174H219V171H218ZM1 175V174H0ZM42 175V174H41ZM53 176H54V173L52 174ZM70 175V174H69ZM68 175V176H69ZM75 175V174H74ZM77 175V174H76ZM191 175V174H190ZM216 174H214L213 175V177L215 176ZM60 176V175H59ZM62 176V175H61ZM149 176V175H148ZM154 176V175H153ZM187 176V175H186ZM218 176H220V175H218ZM226 175H224V178L223 179H225L226 177H225ZM43 177H47V176H43ZM64 177V178H65ZM71 177V176H70ZM69 177V178H70ZM222 177V176H221ZM49 178V177H48ZM72 178V177H71ZM215 178H217V177H215ZM40 181H39V180ZM45 179V178H44ZM54 179H55V177H54ZM59 179H56V180H59ZM169 179V178H168ZM167 179V181H169ZM171 179H173V178H171ZM170 179V180H171ZM207 179V178H206ZM214 179V178H213ZM222 179V178H221ZM220 179V180H221ZM222 179V180H223ZM46 180V179H45ZM50 180V179H49ZM52 180V179H51ZM50 180V181H51ZM55 180V181H56ZM65 180V179H64ZM155 180V179H154ZM178 180V179H177ZM212 180V179H211ZM216 180V179H215ZM219 180V181H220ZM225 180H227V178L225 179ZM3 181V180H2ZM160 181H161V183H160ZM179 181V180H178ZM185 181H186V179H185ZM193 181V180H192ZM213 181V180H212ZM224 181V180H223ZM222 181V182H223ZM44 182V181H43ZM47 182V181H46ZM156 182V181H155ZM208 182H209V180H208ZM218 181H216V183H217ZM228 182V181H227ZM52 183V182H51ZM55 183V182H54ZM75 183V184H76ZM91 183H93V184H97V186H94V187H97V190L98 191H101V192H103V195H100L99 193H95V192H93V190H92V188H91ZM189 183V182H188ZM224 183V182H223ZM1 184V183H0ZM38 184H40V185H38ZM181 184H182V181H181ZM210 184H211V182H210ZM220 184V183H219ZM7 184H5L4 185V189H1L2 191H8L6 188H7V186H6ZM41 185H43V187L42 188H44V192L45 193H43L41 190L42 189H40L38 186H40L41 187ZM54 185V184H53ZM74 185V184H73ZM177 185V184H176ZM206 185V184H205ZM225 186L226 185V182L224 183V184H221V186ZM227 185H228V183H227ZM1 186V185H0ZM6 186V187H5ZM53 187V189H52V187ZM57 186V187H56ZM93 186V185H92ZM213 186H214V182H213ZM216 186V185H215ZM2 187H3V185H2ZM1 187V188H2ZM197 187V186H196ZM218 187V186H217ZM220 187V186H219ZM55 188V189H54ZM179 188V187H178ZM177 188V189H178ZM181 188V187H180ZM221 188V187H220ZM223 188V187H222ZM225 188V187H224ZM224 188H223V190L222 191H224ZM229 187H226L225 188V190L226 189H228ZM33 189H35L34 191H33ZM79 189V188H78ZM95 189V188H94ZM194 189V188H193ZM201 189V188H200ZM230 189V188H229ZM228 189V190H229ZM174 190V189H173ZM179 190V189H178ZM182 190V189H181ZM30 191H32L33 193L35 192L37 195H39V196H37V195H32V196H27V193L28 192H30ZM93 192V193H91V192ZM159 191H161V192H159ZM195 191V190H194ZM46 192L48 193V194H46ZM78 192V191H77ZM81 192V191H80ZM159 192V193H158ZM163 192V194H161ZM179 192V191H178ZM182 192V191H181ZM205 192V191H204ZM211 191H209V193H210ZM225 192V191H224ZM227 192V191H226ZM60 193V194H59ZM84 193V194H85ZM88 193H91V194H89V195H87ZM196 193V192H195ZM8 194V193H7ZM44 194V195H43ZM79 194V193H78ZM230 194V193H229ZM4 195V194H3ZM9 195V194H8ZM7 195V196H8ZM81 195V194H80ZM180 195V194H179ZM208 195H210V194H208ZM225 195V194H224ZM6 196V194L4 195V197ZM169 196V195H168ZM182 196V195H181ZM204 196V195H203ZM229 196V195H228ZM2 197V196H1ZM0 197V198H1ZM178 197H180V196H178ZM209 197V196H208ZM227 197V196H226ZM6 199H8L7 197H5ZM5 198H3L2 197V200L3 199H5ZM92 198H94V200H98V199H102L105 203H106V206H103V205H101V207H98V206H95V204H97L96 202H93V199ZM96 198V199H95ZM210 198V197H209ZM208 198V199H209ZM178 198L176 197V200H177ZM202 199L203 200H205L203 197H201V196H199V195H197L196 196V201H194V203H195V205H200V200L202 201ZM207 199V200H208ZM92 200V201H91ZM210 200V199H209ZM220 200V199H219ZM4 201V200H3ZM5 203H3V205L4 204H6V201H4ZM40 202V201H39ZM102 202V201H101ZM170 204H169V203ZM181 202V201H180ZM179 202V203H180ZM207 202V201H206ZM49 203L47 204V205H49ZM103 203V202H102ZM158 203V204H157ZM179 203H177V204H179ZM221 203V202H220ZM101 204V203H100ZM155 204H157V205H159V206H155ZM169 206L168 208L169 209H171V213H170V215L167 217V219H165V220H162V219H160L162 216H163V209L165 210L166 208H164V206ZM163 206V207H162ZM190 206H192V203H190ZM7 207V206H6ZM198 207H200V206H198ZM13 208V209H14ZM217 208V207H216ZM48 209V208H47ZM39 210V209H38ZM46 210V209H45ZM49 210V209H48ZM173 210H175V214L173 213ZM1 211H3V209H2V207H0V212ZM140 211H138V212H140ZM170 211V210H169ZM38 212V211H37ZM44 212V211H43ZM51 212V210L49 211V212H47L48 214ZM168 212V211H167ZM185 212V211H184ZM216 212V211H215ZM182 213V212H181ZM189 213V212H188ZM220 213V212H219ZM223 213V212H222ZM46 214V213H45ZM51 214H53V213H51ZM124 214V215H125ZM132 214V213H131ZM166 214H168V213H166ZM195 214V213H194ZM206 214V213H205ZM217 214V213H216ZM0 215H1V213H0ZM224 215V214H223ZM2 216V215H1ZM137 216V215H136ZM139 216H141V215H139ZM53 217V216H52ZM55 217V216H54ZM121 217V216H120ZM132 217H134L133 215H132ZM223 217H225V216H223ZM137 218V217H136ZM165 218H166V215H165ZM176 218V217H175ZM140 219V218H139ZM213 219V218H212ZM50 220V219H49ZM121 220H122V218H121ZM131 220L133 221L134 219H132L131 218ZM130 220V221H131ZM203 220V219H202ZM220 220V219H219ZM125 221V220H124ZM128 221V220H127ZM146 221V222H147ZM174 221V222H173ZM214 221V220H213ZM21 222V221H20ZM200 222H201V219H200ZM200 222H196V223H193V225H191L192 227L191 228H193L194 229V225H196L197 223H200ZM7 223V222H6ZM23 223V222H22ZM133 223V222H132ZM192 223V222H191ZM208 223V222H207ZM216 223V222H215ZM37 224V223H36ZM130 224V223H129ZM152 224V223H151ZM201 224V223H200ZM204 225H206V223H205V221H204V223H203ZM203 224H202V226H203ZM131 225V224H130ZM144 225V224H143ZM147 225V224H146ZM15 226V225H14ZM38 226V225H37ZM184 226V225H183ZM210 226V225H209ZM27 227V226H26ZM152 227V226H151ZM168 227V228H169ZM137 228V227H136ZM140 228V227H139ZM170 228L169 229H167V230H170ZM179 228V227H178ZM203 228V227H202ZM166 229V228H165ZM174 229V228H173ZM192 229V230H193ZM89 230V229H88ZM89 230V231H90ZM167 230H164V231H167ZM182 230V229H181ZM204 230H206L205 228H204ZM211 230V229H210ZM11 231V230H10ZM88 231V232H89ZM153 231V230H152ZM17 232V231H16ZM16 232L15 233H13V234H16ZM180 232V231H179ZM185 232V231H184ZM198 232V231H197ZM206 232V231H205ZM51 233H52V235L53 236H51ZM84 233V232H83ZM82 233V236L84 235ZM94 233V234H95ZM123 233V232H122ZM185 233H187V232H185ZM56 234V233H55ZM117 234V233H116ZM17 235V234H16ZM22 235H23V237H22ZM77 235V234H76ZM81 235V234H80ZM124 235V234H123ZM122 235V236H123ZM134 235V234H133ZM78 236V235H77ZM92 236V235H91ZM97 236V235H96ZM128 236H129V234H128ZM132 236V235H131ZM138 236V235H137ZM155 236V235H154ZM126 237V236H125ZM139 237V236H138ZM144 237V236H143ZM173 237V236H172ZM191 237V236H190ZM194 237V236H193ZM65 238V239H64ZM80 238V237H79ZM104 238V237H103ZM117 238V239H118ZM124 238V237H123ZM123 238H122V240H123ZM128 238V237H127ZM126 238V239H127ZM220 238V237H219ZM96 239V238H95ZM131 239V238H130ZM135 239V240H134ZM215 239V238H214ZM105 240V239H104ZM112 240V239H111ZM10 242V241H9ZM104 242V241H103ZM5 243V242H4ZM195 243V242H194ZM201 244V243H200ZM85 245V244H84ZM106 245V244H105ZM175 248V247H174ZM179 249V248H178ZM226 252V251H225ZM231 254H233V253H231ZM237 254V253H236ZM193 255V254H192ZM235 255V254H234ZM239 256L241 257V255L239 254ZM245 256V255H244ZM231 257V256H230ZM233 257V256H232ZM243 257V256H242ZM225 259V258H224ZM226 262H227V260H226ZM233 262V261H232ZM113 263V264H114ZM264 263V262H263ZM182 264H188V263H182ZM192 264V263H191ZM195 264V263H194ZM230 264V263H229ZM232 264H251V261H250V259H249V257H244V258H241L237 263H232ZM262 264V263H261Z\"/></svg>",
    "mask_w": 264,
    "mask_h": 264
}]
</instances>
